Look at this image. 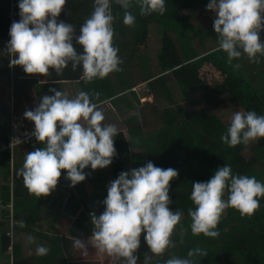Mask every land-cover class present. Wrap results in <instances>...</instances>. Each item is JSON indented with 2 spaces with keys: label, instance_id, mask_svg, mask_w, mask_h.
Masks as SVG:
<instances>
[{
  "label": "trees",
  "instance_id": "16d2710c",
  "mask_svg": "<svg viewBox=\"0 0 264 264\" xmlns=\"http://www.w3.org/2000/svg\"><path fill=\"white\" fill-rule=\"evenodd\" d=\"M204 1L165 0L166 12L163 15L152 13L141 16L134 5L132 11L136 15V22L130 27L123 23V10L113 0L112 11L116 17L114 44L117 47L120 44L128 46L127 42L131 39L137 49L144 47L150 28H160L155 58L163 72H170L183 92L184 99L189 89L218 96L228 93L244 111L264 115V94L256 91L244 77L235 72L220 50L195 59L190 55V50L200 53L202 48H209L216 33L213 22L195 30L189 23L188 15L179 16V11ZM18 4L19 0H0L2 76L8 77L10 74L17 79L36 75L45 78L46 83L42 85V91L38 92L37 103L43 95L54 94L49 92L50 88L59 90V81L79 80L82 90L88 92L97 104L113 96L114 91L107 77L90 81L89 84L96 83L92 89L87 85L88 82L81 79L82 69L73 71L71 65L62 75L50 69L47 76L27 74L22 66H10L11 55L6 44L10 39L11 24L20 19ZM93 6L94 0H67L58 19L73 24L78 33L84 20L93 11ZM33 83L37 84L35 81ZM96 93H99L98 97ZM169 103V106L159 109L158 117L155 114L151 117L154 127H157L153 132L144 134L142 126L133 127L127 141L124 133L119 131L114 137L117 155L111 165L96 170L89 166L84 170L89 175L75 186H71V181L66 178V170H61L57 187L49 195L41 197L28 191L22 176L18 174L19 169H12L11 152L3 149L8 139L4 138V126H0V141H4L0 143V264H121L117 258L101 254L87 243L93 229L90 213L94 210L99 215L104 211L102 201L107 197L108 186L122 171L144 166L149 161L157 167L179 170L178 178L170 181L169 196L173 202L169 207L182 210L184 216L173 236L176 247L166 251L168 256L186 257L189 249L201 247L208 251V255L197 259L196 264H264V198H259L260 208L252 216H242L234 208L226 209L217 226L220 233L217 238L205 237L203 234L194 236L188 216V209L195 207L190 199L192 182L208 181L215 170L224 164L230 165L234 173L255 176L264 182V138L250 145L229 147L220 139L229 125L210 112L204 100L193 98L180 103L169 100ZM23 143L24 150L33 151L44 146L34 137ZM132 147L142 149L134 152ZM18 153L21 154L20 150ZM90 183L92 188L89 187ZM55 197H62L58 211L53 214L49 228L44 229L43 226L48 222L42 213L53 206ZM29 236L46 242L48 254L37 255L35 244L28 241ZM76 238L86 243L87 255L74 246ZM140 240L141 246H147L144 233ZM137 255L138 264H144L145 254L138 252ZM160 258L152 256L150 264H161Z\"/></svg>",
  "mask_w": 264,
  "mask_h": 264
},
{
  "label": "clouds",
  "instance_id": "9594fccd",
  "mask_svg": "<svg viewBox=\"0 0 264 264\" xmlns=\"http://www.w3.org/2000/svg\"><path fill=\"white\" fill-rule=\"evenodd\" d=\"M66 2L19 0L20 19L11 24L6 44L10 66H22L27 74L47 76L50 69L62 75L71 65L73 71L82 69L81 79L85 82L121 71L123 60L114 44L113 0H94L93 11L78 33L73 24L58 19ZM115 3L123 10V23L130 27L136 22L134 5L141 16L166 12L165 0ZM206 8L215 14L217 50L227 54L228 62L246 55L250 62L260 63V57H264V0H209ZM49 92L54 94L43 95L33 109L24 112L25 118L34 122L31 135L44 146L26 154L18 174L37 197L47 196L57 187L61 170H66V178L75 186L89 175L86 168L103 169L117 155L114 137L119 130L115 124L104 123V112L88 92L80 91L74 97L56 88ZM259 138H264V115L255 111L235 112L220 137L229 147L247 145ZM178 176V169L157 167L151 161L122 171L108 186L102 201L104 211L99 215L94 210L90 213L93 229L87 243L121 264H138L142 233L155 256L175 248L173 236L184 213L169 207L173 202L169 191L170 181ZM259 198H264V182L255 176L234 173L227 164L218 167L208 181L192 182L190 199L195 207L188 209L191 233L217 238V226L226 209L252 216L260 208ZM28 241L34 243L35 238L29 236ZM74 246L87 255L84 241L76 238ZM48 252L45 246L36 248L37 255ZM207 255L206 249L195 247L188 250L186 257L172 255L164 264H196L197 259ZM151 260L152 256L145 255L144 264Z\"/></svg>",
  "mask_w": 264,
  "mask_h": 264
},
{
  "label": "crops",
  "instance_id": "0c3cea01",
  "mask_svg": "<svg viewBox=\"0 0 264 264\" xmlns=\"http://www.w3.org/2000/svg\"><path fill=\"white\" fill-rule=\"evenodd\" d=\"M208 3L209 0H206L203 3L182 9L179 11V16L187 14L189 23L195 30H198L201 27L197 28L196 25L192 23V20H196L197 17H200L203 20V26H206L210 22H214V12L206 8ZM261 36L262 39H264V33H261ZM127 45L128 46H122L118 55L123 60V63L120 65L121 69L122 65H124L129 68V70L127 71L126 69L125 71L121 70L112 72L107 76V79H109V85L112 87L114 94L97 105L104 112L106 117L104 123L115 124L119 131L123 132L125 136L127 134L130 137L129 132L133 127L142 126L144 134H149L157 128L154 127L151 117L158 113L159 109L156 107L158 102L160 106H162V104H165L164 100L168 102L169 100L174 101L170 91L171 83L176 82L170 72L162 71L154 56H151V54L147 52L139 53L137 47H135L133 43L130 44L127 42ZM149 46L151 45H148L147 41V48ZM217 48L218 37L216 34L211 41L209 48H202L199 50L200 53L190 50V55L195 59L209 52L215 51ZM220 51L221 55H223L227 63L235 72L244 77L256 91L264 94V57H260L261 62L258 64L250 62L246 55H242L241 58L234 59L229 63L227 54L222 50ZM141 65L142 68L140 69ZM113 75L115 78H113ZM8 76L12 82L11 88L10 84H8L7 76L5 77L7 80H4L2 86L5 87L6 90L0 87V126L1 128L4 126V138L6 139H9L10 136V123L13 121L19 122V119L24 116V108L33 109L38 104V92L42 91V85H45L46 83L44 82V80H46L45 78L36 75L17 79H14L13 75ZM33 81L37 82V84L33 83ZM57 83L59 90L64 91L70 97H74L78 92L83 91L79 80L70 82L59 81ZM89 83L90 82H88L87 85L93 89L96 83ZM210 94L216 96L214 93L210 92ZM20 95L22 98H19ZM215 96L213 97V100L207 98L208 95L206 96L204 101L208 106L209 103L215 101ZM148 101L149 104L145 107ZM226 102H229L227 107L225 105ZM214 104L215 106L213 109L209 111L217 115V117H219L226 125H230L232 116L235 112L244 111L242 106L232 100L228 93L222 95L219 102H214ZM219 107V113L214 112ZM146 119H150L151 123H146ZM23 121L21 128L31 135L34 131V122L26 119L25 116ZM117 123L123 127H118ZM151 126L153 127L150 128ZM31 138H33L32 135L28 139ZM0 143H4V141H0Z\"/></svg>",
  "mask_w": 264,
  "mask_h": 264
},
{
  "label": "rangeland",
  "instance_id": "374dc122",
  "mask_svg": "<svg viewBox=\"0 0 264 264\" xmlns=\"http://www.w3.org/2000/svg\"><path fill=\"white\" fill-rule=\"evenodd\" d=\"M192 23L195 24L197 28H200V27L203 26V24H202L203 23V20L200 17H197L196 20L195 19L192 20ZM156 29H157V32H156ZM159 32H160V28H155V27H151L150 28L149 34H148V37L147 38H148V45L150 44L151 46H149L147 48V43H146V45L144 47L138 48L139 53L147 52V53L151 54V56H154L155 57V53H156V50H157V47H158L156 45L159 42V40H158L159 38L158 37L160 36ZM129 43L132 44L131 39H130ZM122 46H123V44L118 45L119 51L121 50ZM141 68H142V65L140 66V69ZM126 69H127V71L129 70V68H127L124 65H122V71H125ZM2 75L3 74H0V87L3 86L4 80H7L8 79V84H10V88H11L12 82L10 81V77L8 76V78L5 79V76H2ZM113 78H115L114 75H113ZM2 88L4 90H6L5 87H2ZM186 92H187V96H186L185 99H193L194 97H196L197 99L204 100L206 98V96L208 95L207 98L213 100V97L215 96V95H211L210 93L205 94V92H203L201 90H198V89H189V92L188 91H186ZM170 94L174 98V102L175 103H180V102L185 101L184 96L182 95L183 92L180 90L179 86L176 83H174V82L171 83V91H170ZM19 98H22L21 95L19 96ZM215 98L216 99H215L214 102L216 103V100H218V99L220 100L221 99V96L216 95ZM21 100H24V99H21ZM164 101H165V104H162V106H169L170 105L168 101H166V100H164ZM214 102L209 103L208 110L213 109V107L215 106ZM148 104H149V101L146 103L145 107ZM225 105L227 107L229 105V102H226ZM162 106H160L159 102L156 105V107L158 109H161ZM217 106H218V104H217ZM26 109H29V108H24L23 110L25 111ZM219 109H220V107L217 110H215L214 112L219 113ZM156 116L157 117L159 116V110H158V113H157ZM231 116H232V114H231ZM146 123H151V120L150 119H146ZM117 126L118 127H123L122 125H119L118 123H117ZM125 138H126L127 141L129 140V136L127 134H126ZM250 143L247 144V145H250ZM21 146H22V149H21ZM24 146H25V143L19 144L18 146L14 147L13 152L11 153V165H12V169L13 170L14 169L15 170L16 169H20L22 167V164H23V161H24V157L26 156V154L28 152H31V150H29V149L26 150L27 148H25V150H24ZM131 149L134 152H136L137 150H140L142 148L141 147H132ZM19 150H20V153L21 154L18 153ZM260 170L261 169H259V173H261ZM89 187L92 188V184L91 183L89 184ZM61 198L62 197H60V198L59 197H55L54 198L55 200L52 201L54 203L53 206L51 208L47 209V211H44L42 213V216L48 222V223H45V225L43 226L44 229H48L49 228V226H50L49 223L51 222V220L53 218L52 217L53 214L58 211V203L61 201ZM34 244H35V247L37 248V246H39V245L45 246L46 242H42L38 238H35ZM138 252L139 253H142V254H145V255L150 254V255H152L155 258V255L150 252V249H149V246L148 245L147 246H141L140 245V248H139ZM171 256L172 255L168 256L167 252H165L163 255H161V258H160L161 264L164 261H166L167 259H169Z\"/></svg>",
  "mask_w": 264,
  "mask_h": 264
},
{
  "label": "built area",
  "instance_id": "2783aa9c",
  "mask_svg": "<svg viewBox=\"0 0 264 264\" xmlns=\"http://www.w3.org/2000/svg\"><path fill=\"white\" fill-rule=\"evenodd\" d=\"M23 118L24 116L19 119V122L13 121L10 123V136L8 141L4 144L3 149L10 150L11 153L13 152L14 147L23 143L31 136L26 130L21 128L22 123L24 122Z\"/></svg>",
  "mask_w": 264,
  "mask_h": 264
}]
</instances>
